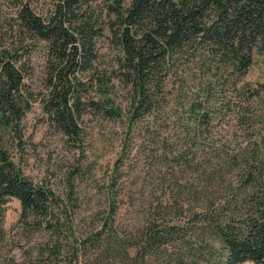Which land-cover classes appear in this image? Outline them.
Returning a JSON list of instances; mask_svg holds the SVG:
<instances>
[{
  "label": "trees",
  "instance_id": "1",
  "mask_svg": "<svg viewBox=\"0 0 264 264\" xmlns=\"http://www.w3.org/2000/svg\"><path fill=\"white\" fill-rule=\"evenodd\" d=\"M48 1L45 15L22 4L20 44L0 36V243L15 198L22 229L48 237L36 264H264V84L245 82L264 52V0H109L101 12L94 0ZM103 38L116 53L108 66L98 51ZM27 42L46 44L40 104L63 135L79 137L87 108L127 118L116 174L136 132L159 138L156 166L166 169L168 190L143 224L119 223L120 174L100 228L79 237L72 198L15 163L20 125L38 101L22 64ZM119 92L129 96L126 110Z\"/></svg>",
  "mask_w": 264,
  "mask_h": 264
},
{
  "label": "rangeland",
  "instance_id": "2",
  "mask_svg": "<svg viewBox=\"0 0 264 264\" xmlns=\"http://www.w3.org/2000/svg\"><path fill=\"white\" fill-rule=\"evenodd\" d=\"M108 2L94 0L93 7L101 12ZM27 3L38 15L52 9L48 0H0V36L5 38L7 46L20 44L17 14L22 4ZM27 46L21 51L22 64L27 72V85L38 101L32 104L20 125L21 141L15 142L11 151L15 163L34 183L49 188L64 200L72 198L76 204L75 229L79 237L100 228L108 211L112 180L120 174L121 180L114 191L118 195L119 223L124 228L143 224L168 190L163 179L166 169L156 166L160 149L155 142L159 138L154 141L145 129L136 132L128 159L116 174V165L124 161L127 118L113 121L87 108L79 122V137L72 139L63 135L40 104V98L48 93L46 44L27 42ZM98 51L101 66L113 63L116 53L110 40L101 39ZM245 82L254 88L264 84V52L255 55ZM117 98L126 110L129 96L119 92ZM20 216V202L10 199L4 221L6 241L0 243V264H36L39 243L48 239L45 234L26 233L18 224ZM135 252L132 251L133 255Z\"/></svg>",
  "mask_w": 264,
  "mask_h": 264
}]
</instances>
